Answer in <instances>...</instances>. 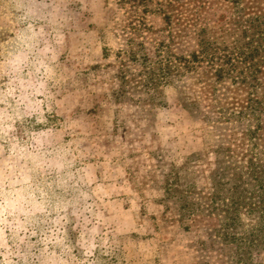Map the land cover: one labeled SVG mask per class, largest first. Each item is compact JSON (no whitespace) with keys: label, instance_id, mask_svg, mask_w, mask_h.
I'll list each match as a JSON object with an SVG mask.
<instances>
[{"label":"rangeland","instance_id":"1","mask_svg":"<svg viewBox=\"0 0 264 264\" xmlns=\"http://www.w3.org/2000/svg\"><path fill=\"white\" fill-rule=\"evenodd\" d=\"M160 1L0 0V264H264V49L151 89L119 51L229 52L264 0Z\"/></svg>","mask_w":264,"mask_h":264},{"label":"trees","instance_id":"2","mask_svg":"<svg viewBox=\"0 0 264 264\" xmlns=\"http://www.w3.org/2000/svg\"><path fill=\"white\" fill-rule=\"evenodd\" d=\"M123 6H129L135 13L140 12L142 15L141 18L145 20V14L155 12L157 10L164 11V4L160 0H120ZM157 1V2H155ZM167 19H170L169 14H165ZM142 19V20H143ZM141 20V19H140ZM139 21L138 24H129L127 28L131 29L128 33L133 35V33L137 34L138 30L142 29V23L144 21ZM249 22V26L245 28V32L252 31V37H249V40L245 42L241 46H235L229 52H225L226 48H222L218 41H213L206 37H201L199 41V49L190 52L188 55H161L156 61L152 62L148 55L144 53H140L144 49V42L137 41L136 38L132 36H127L125 44L120 48L121 53H125L128 55L129 60H134L135 62H140L143 64L146 71V85L156 88V86L160 82H169L172 78V74L174 72L181 73L190 72L193 69H196L198 65H202L203 63H207L209 68L215 69L214 75L217 80H224L227 77L232 78V66L237 65V63H244L248 59L253 60L255 54H258L262 49H264V15H256L247 20ZM145 24V23H144ZM237 44V43H236ZM225 52V53H224ZM222 62V63H220ZM230 63L231 67L226 68L225 63ZM255 64V63H254ZM181 69V70H180ZM240 77V76H239ZM234 77V80H236ZM156 90V89H154ZM254 163H250L247 170L251 171L253 175L255 172L252 166ZM256 186V185H254ZM254 190H256L254 188ZM253 192H256L254 191ZM186 197V196H185ZM264 202V200H261ZM236 204V201L232 202ZM187 206L189 208H194L196 205L194 202H189L187 198ZM255 204V202H254ZM261 208H253L249 210V212H253L256 209L262 210L259 213L261 214V218L264 219V206L259 205ZM225 213L229 217L231 215L232 219L237 211L235 212V208L232 211L226 210Z\"/></svg>","mask_w":264,"mask_h":264}]
</instances>
